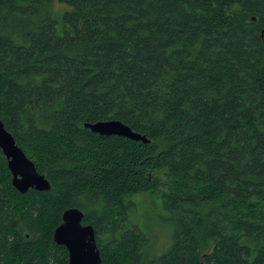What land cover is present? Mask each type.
Wrapping results in <instances>:
<instances>
[{"label": "trees", "instance_id": "16d2710c", "mask_svg": "<svg viewBox=\"0 0 264 264\" xmlns=\"http://www.w3.org/2000/svg\"><path fill=\"white\" fill-rule=\"evenodd\" d=\"M58 1L0 0V119L50 183L20 193L0 150V264H68L72 206L100 264H264V0Z\"/></svg>", "mask_w": 264, "mask_h": 264}, {"label": "water", "instance_id": "95a60500", "mask_svg": "<svg viewBox=\"0 0 264 264\" xmlns=\"http://www.w3.org/2000/svg\"><path fill=\"white\" fill-rule=\"evenodd\" d=\"M93 132L101 135H119L134 140L148 141L144 135L133 131L128 125L116 119L85 123ZM0 150L11 173V184L20 193L28 189L48 190L50 183L44 174L37 171L34 163L15 142L13 135L0 119ZM83 212L77 207H67L61 215V222L53 230L56 243L66 247L68 264H100V250L91 224L83 223Z\"/></svg>", "mask_w": 264, "mask_h": 264}, {"label": "rangeland", "instance_id": "374dc122", "mask_svg": "<svg viewBox=\"0 0 264 264\" xmlns=\"http://www.w3.org/2000/svg\"><path fill=\"white\" fill-rule=\"evenodd\" d=\"M53 10L54 13L56 14V16L59 17V21L60 20V14L62 12H64V10L68 9L69 6L66 5L65 3H62L58 0H54L53 2ZM141 199V202L143 205L147 206L148 208H151L152 210H156V211H160V203H159V199L156 195L154 194H145V195H141L139 196ZM146 211L142 210V218H141V222L143 221L144 223L146 222V219L143 218V215ZM149 221V220H148ZM162 223L158 222V221H154V222H148L147 225L150 227V234L153 237L154 241H155V246L157 249H162L164 248L168 242H169V234L170 231H168V229L161 225ZM161 225V226H160Z\"/></svg>", "mask_w": 264, "mask_h": 264}]
</instances>
